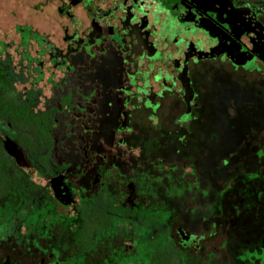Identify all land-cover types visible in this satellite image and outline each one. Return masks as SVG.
I'll list each match as a JSON object with an SVG mask.
<instances>
[{
    "label": "flooded vegetation",
    "instance_id": "af4514ba",
    "mask_svg": "<svg viewBox=\"0 0 264 264\" xmlns=\"http://www.w3.org/2000/svg\"><path fill=\"white\" fill-rule=\"evenodd\" d=\"M50 2L0 41V264H264V0Z\"/></svg>",
    "mask_w": 264,
    "mask_h": 264
},
{
    "label": "rangeland",
    "instance_id": "374dc122",
    "mask_svg": "<svg viewBox=\"0 0 264 264\" xmlns=\"http://www.w3.org/2000/svg\"><path fill=\"white\" fill-rule=\"evenodd\" d=\"M51 8L50 0H0V41L10 44L9 52L13 63L19 59L18 53L21 50L15 28L27 26L41 34L51 32ZM12 247L13 245H5L0 249V253H3L1 256L11 255L8 263L15 257ZM8 251L11 254L7 255Z\"/></svg>",
    "mask_w": 264,
    "mask_h": 264
}]
</instances>
